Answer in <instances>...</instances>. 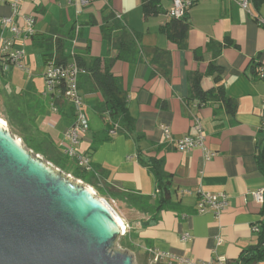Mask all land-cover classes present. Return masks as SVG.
I'll list each match as a JSON object with an SVG mask.
<instances>
[{
	"label": "crops",
	"instance_id": "1",
	"mask_svg": "<svg viewBox=\"0 0 264 264\" xmlns=\"http://www.w3.org/2000/svg\"><path fill=\"white\" fill-rule=\"evenodd\" d=\"M190 1L187 49H179L162 30L171 20L167 11L172 0H161L158 12L149 15L143 0H94L87 6L71 0H21L16 11L15 0H0V47L10 44V50H24L27 67L10 66L1 74L0 116L9 123L10 112L27 101L23 115L36 116L33 126L23 121L31 126L28 133L52 142L61 156L66 157L64 146L71 145L66 134L75 113L62 94L47 90L50 61L71 63L78 56L86 65L94 58L105 65L115 58L111 69L127 93L133 127L119 124L117 133L109 132L114 122L100 113L103 95L90 73L82 72L80 92L90 125L74 148L90 159L87 172L93 191L119 206L122 216L117 213L126 223L121 236L127 233L124 242L138 251L142 264H150V248L201 261L233 262L257 243L254 227L263 219L262 204L252 192L264 187V164L259 161L264 143V78L259 75L264 67V0H250V12L239 0ZM30 15L36 20L32 32L26 22ZM5 17L19 27L17 36L3 26ZM118 22L123 28H113V37L126 31L135 41L131 60L117 57L114 43L103 37V26L116 27ZM227 37L234 44L219 49ZM148 47L171 53L170 79L156 70ZM196 49L203 59L195 58ZM211 62L224 68L226 92L238 102L235 114L220 101L199 105L191 95L189 79L195 73L202 75L204 89L215 86ZM197 119L206 146L215 153L211 158L200 147L187 151L176 147L179 138L197 133ZM163 125L169 127V136ZM67 159L69 168L77 166ZM152 163L159 165L163 181L168 182L167 199H162ZM202 192L227 194V208L220 215L212 209L198 212ZM185 232L191 236L188 240L182 239Z\"/></svg>",
	"mask_w": 264,
	"mask_h": 264
},
{
	"label": "water",
	"instance_id": "2",
	"mask_svg": "<svg viewBox=\"0 0 264 264\" xmlns=\"http://www.w3.org/2000/svg\"><path fill=\"white\" fill-rule=\"evenodd\" d=\"M5 130L0 129V264H134L133 254L117 249L121 230L87 197L88 185Z\"/></svg>",
	"mask_w": 264,
	"mask_h": 264
},
{
	"label": "trees",
	"instance_id": "3",
	"mask_svg": "<svg viewBox=\"0 0 264 264\" xmlns=\"http://www.w3.org/2000/svg\"><path fill=\"white\" fill-rule=\"evenodd\" d=\"M161 0H143V9L147 15L157 13L161 7ZM115 26L108 28L103 26V37L114 43V46L119 51L118 56L122 59L131 60L129 57L130 52L135 54V41L131 33L123 31L121 36L113 37V28H123L122 24L118 22ZM189 29L188 18L185 16L181 19L171 18V20L162 28V30L167 34L168 38L174 42L179 49H187V33ZM233 40L229 37L226 38L225 44H218V48L221 49L224 46H232ZM148 53L152 54L151 62L156 65V70L159 71L163 77L170 79L172 75V57L171 53L167 50H162L158 47H148L146 50ZM200 50H194V56L198 59H203L199 56ZM115 58L109 59L105 65L100 58H94L93 61L86 65L80 57H76V63L84 72H89L91 77L95 82L96 88L103 95V103L100 108V113L105 119L111 120V122L121 124L127 129H132L134 120L129 112L128 107V96L123 88L120 78L115 76L112 72V63ZM254 60L251 61V67L254 69ZM58 63H66L63 61H58ZM213 75H215V86L204 89L201 84L202 75L200 73H195L191 75L189 79L191 95L194 99L199 100V105H205L208 102L220 101L224 104L226 111L231 114H235L238 109V102L233 97L229 96L226 92L225 85L222 81V75L224 68L221 65H217L211 62L210 70ZM255 70L254 72H256ZM80 85V82H79ZM61 94V93H60ZM63 96V95H62ZM12 110V109H11ZM25 112V111H24ZM20 107L17 110H12L11 118L9 120L10 125H17L20 130L21 136L26 140V143L30 147H35L38 153L45 154L49 161L56 164L57 167H61L67 173H71V169L68 167V159L61 156L59 151H57L53 143L47 139L39 140L36 134L28 133L30 132V127L33 126V120L35 115H23ZM28 120L32 124H25L23 121ZM119 121V122H116ZM37 131V130H36ZM35 131V132H36ZM20 136V137H21ZM259 161L264 164V143L262 144L261 154L259 156ZM151 169L156 175L157 181L159 182V189L163 191L162 199H167L170 195L166 186L168 182L163 181V173L160 170L159 165L150 164ZM88 172L86 169L81 167H75L74 176L86 182L87 184L94 185L91 180L87 178ZM165 185V187H164ZM99 193V192H98ZM263 219L260 222L259 231L257 232V243L248 246L244 249L240 256L230 264H257L264 261V202L261 209ZM127 233L120 238V243L123 247L129 248L124 239ZM229 261V260H228Z\"/></svg>",
	"mask_w": 264,
	"mask_h": 264
},
{
	"label": "built area",
	"instance_id": "4",
	"mask_svg": "<svg viewBox=\"0 0 264 264\" xmlns=\"http://www.w3.org/2000/svg\"><path fill=\"white\" fill-rule=\"evenodd\" d=\"M21 0H15L14 11L17 10L18 2ZM94 0H71L74 4L87 6ZM250 0H239V5L248 11ZM192 2L190 0H172L171 6L168 8L167 14L170 18L181 19L186 16L187 10L191 7ZM250 12V11H248ZM120 18L121 15H118ZM34 15L26 17V22L30 26V32H32V26L35 23ZM3 26L9 27L11 31L17 36L20 32L19 27L13 22L12 18H2ZM264 24V21H261ZM7 44L4 47H0V82L2 80L1 74L8 70L10 66H16L20 69H27L24 58L25 51L21 49H9ZM84 72L79 65L74 62L58 63L57 60H51L48 68L45 72V79L47 84V90L53 93H61L67 100H69L74 106L75 119L72 127L66 134V138L71 142V145L64 146V153L68 158L76 161L78 167L84 168L87 171L91 169L90 159L82 154H79L74 148L86 134L89 129V119L84 109V103L80 92L79 75ZM259 75L264 78V67H260ZM1 96V94H0ZM261 117L262 125L261 130L264 133V101L261 105ZM119 124L114 123L112 128L109 130L111 134L117 133ZM166 136L170 135V129L168 126H162ZM196 131L195 135L187 134L179 138L176 142V147L180 151L192 150L200 147L205 152L206 158H211L215 155L205 144V136L202 133V126L200 121L196 120ZM255 200L263 204L264 202V187L252 192ZM228 205L227 194L217 193L212 194L209 192H202L198 200V212L202 213L209 209L220 215ZM259 227H254V232H258ZM190 234L185 232L182 236L183 240H188ZM150 254V264H230L228 260L219 258L218 260L201 261L192 257L177 256L170 253L161 252L159 250L150 248L147 250Z\"/></svg>",
	"mask_w": 264,
	"mask_h": 264
},
{
	"label": "rangeland",
	"instance_id": "5",
	"mask_svg": "<svg viewBox=\"0 0 264 264\" xmlns=\"http://www.w3.org/2000/svg\"><path fill=\"white\" fill-rule=\"evenodd\" d=\"M24 100H22L21 102H22V105H23V107H20V109H21V111L22 112H24V111H26V109H25V105H26V103H27V101L24 103L23 102ZM91 125H93L92 123H91ZM8 126H9V128L11 129V131H12V133L15 135V136H17L21 141H22V143H23V145L28 149V150H30V151H32L34 154H39L46 162H51V161H49V158L45 155V154H43V153H38L37 152V150L35 149V147H30L27 143H26V140L21 136V132H20V130L18 129V127L15 125V126H13L12 124L10 125V123H8ZM21 136V137H20ZM55 167H57L56 166V164L55 163H53V162H51ZM57 168H59V169H61L62 170V168L61 167H57ZM71 169V173H67V172H65L64 170H62V171H64L65 173H67V174H69L72 178H74L75 180H79V179H77L75 176H74V170H75V165H73V167H71L70 168ZM87 178L89 179V180H91V175L90 174H88L87 175ZM74 181V180H73ZM82 181V180H81ZM74 182H76V181H74ZM84 184H86V185H88V186H90V187H94V186H92L91 184H87L86 182H84V181H82ZM95 189V188H94ZM96 190V189H95ZM96 192V191H95ZM97 194H98V196L100 197V198H102V196H100V194L97 192ZM109 203L113 206V208L121 215V212H120V209H119V206H115V204L113 203H111L110 201H109ZM122 216V215H121ZM123 234V233H122ZM120 238H122L121 236H119L118 238H117V241H116V247H117V249H119V250H123V251H127V252H129V253H131V254H133V256H134V264H142V262H140L139 260H138V258L136 257V255L138 254V251H135V250H131V249H129V248H127V247H123L122 245H121V243H120ZM135 251V252H134Z\"/></svg>",
	"mask_w": 264,
	"mask_h": 264
},
{
	"label": "bare ground",
	"instance_id": "6",
	"mask_svg": "<svg viewBox=\"0 0 264 264\" xmlns=\"http://www.w3.org/2000/svg\"><path fill=\"white\" fill-rule=\"evenodd\" d=\"M8 128V123L6 122V120L4 118H2L0 116V129H2L3 131H7L5 129ZM86 190L88 191L87 197L89 199H91L93 202H97L100 206H103L110 214L112 220H114L120 230L121 233H124L126 231V223L124 222V220L122 219V217L117 213V211L103 198L100 197H96V200H93V195L95 194V192L93 191V189L89 186L86 187Z\"/></svg>",
	"mask_w": 264,
	"mask_h": 264
}]
</instances>
